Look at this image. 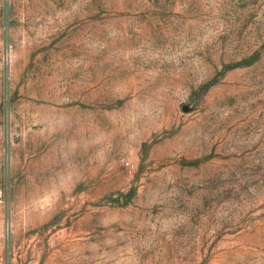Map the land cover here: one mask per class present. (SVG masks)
I'll return each instance as SVG.
<instances>
[{
    "label": "rangeland",
    "instance_id": "obj_1",
    "mask_svg": "<svg viewBox=\"0 0 264 264\" xmlns=\"http://www.w3.org/2000/svg\"><path fill=\"white\" fill-rule=\"evenodd\" d=\"M0 264H264V0H0Z\"/></svg>",
    "mask_w": 264,
    "mask_h": 264
},
{
    "label": "built area",
    "instance_id": "obj_2",
    "mask_svg": "<svg viewBox=\"0 0 264 264\" xmlns=\"http://www.w3.org/2000/svg\"><path fill=\"white\" fill-rule=\"evenodd\" d=\"M126 167H130V164L128 162L125 163Z\"/></svg>",
    "mask_w": 264,
    "mask_h": 264
}]
</instances>
